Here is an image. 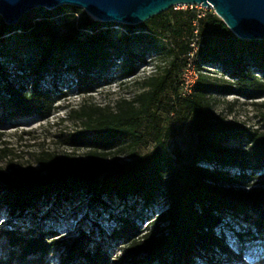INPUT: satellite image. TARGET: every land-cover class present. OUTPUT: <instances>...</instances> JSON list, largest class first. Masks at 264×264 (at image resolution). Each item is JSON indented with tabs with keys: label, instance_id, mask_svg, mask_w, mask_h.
Returning a JSON list of instances; mask_svg holds the SVG:
<instances>
[{
	"label": "trees",
	"instance_id": "1",
	"mask_svg": "<svg viewBox=\"0 0 264 264\" xmlns=\"http://www.w3.org/2000/svg\"><path fill=\"white\" fill-rule=\"evenodd\" d=\"M66 7L77 8L56 9ZM28 14L13 25L0 18V56L14 62L13 79L0 62V106L5 105L0 127L19 117L50 115L57 99L41 85L48 75L72 73L77 90L85 93L97 76L112 69L118 56L123 78L135 73L148 49L158 52L163 64L154 65L141 82L144 89L131 99L119 98L113 106L83 103L71 108L66 117L78 119L81 127L69 132L59 129L57 143L67 146L65 150L33 151L36 167L8 159L7 170L0 167V209H6L9 217L30 211L34 216L39 204L86 200L105 206L107 198L119 202L135 198L146 206L159 202L164 208L139 216L143 228L134 218L120 215L103 235L106 242L94 240L93 229H81L64 241L54 239L53 228L35 223L0 228L11 248L0 264H43L62 244L59 264H198L196 258L212 257L215 251L222 256L220 262L241 260V252L229 249L222 232L218 235L214 229L230 214L251 218L254 231L264 236V111L261 126L250 130L215 116L211 95L259 96L264 41L237 39L212 10L199 16L193 8L170 7L143 23L124 25L128 33L118 42L110 37L113 23L85 16L61 33L49 10L41 16ZM131 38L142 47L136 57L128 50ZM195 38L203 44L193 57L196 68L217 64L230 79L199 72L192 93L181 96V72ZM168 88L174 91L173 108L181 107L180 121L195 136L189 160L178 146L165 151L160 132L151 149L137 153L143 142L138 134L141 121L154 116L151 109ZM9 150L1 147L0 159L11 154ZM122 153L128 158L123 163L118 158ZM235 234L241 236L239 231ZM105 243L116 246L115 252Z\"/></svg>",
	"mask_w": 264,
	"mask_h": 264
},
{
	"label": "rangeland",
	"instance_id": "2",
	"mask_svg": "<svg viewBox=\"0 0 264 264\" xmlns=\"http://www.w3.org/2000/svg\"><path fill=\"white\" fill-rule=\"evenodd\" d=\"M67 6V5H65ZM197 14L203 15L210 8H205L200 5L192 7ZM174 9H189L188 6H174ZM45 8H35L29 11L28 16H41ZM51 18L57 23L59 31L63 33L69 25H77L79 21L87 16L90 20H94V17L88 15L81 7H77L75 10L69 8H63L57 10L56 8L50 9ZM37 19V18H35ZM105 23V22H102ZM109 28L111 30L110 37L115 41H119L124 35L128 33V29L123 24H117L114 22ZM103 26L102 28H105ZM140 28H137L136 32H139ZM11 41V40H10ZM13 41V40H12ZM248 41V40H246ZM264 40H255L253 42H262ZM155 43H159L158 40ZM164 43V42H161ZM11 44V42H10ZM128 50L133 57L140 55L142 51L141 44L130 39ZM8 74L13 79V65L12 60L1 58ZM24 57V55L22 56ZM25 58V57H24ZM165 58V57H164ZM121 56L115 58V64L112 69L103 75L97 76V80L91 85L89 92L80 93L77 90L75 76L67 74V77L59 71L53 76L48 75L42 81L41 85L44 89L51 92L53 99H57L54 102V109L50 115L44 119H40L37 116L31 117H19L6 126L0 127V148L5 147L10 149L6 158L0 159V167L5 168L6 161L12 159L15 165H26L30 163L36 167L34 157L31 153L40 147L44 149H55L62 151L67 146L58 144L57 137L59 129L65 132L73 131L81 127L78 119H68L66 114L71 108H78L83 103H92L95 105H110L113 106L114 102L119 98L131 99L137 93L141 92L144 88L141 84L142 80L153 70L154 65L157 63L163 64V58L158 52H153L151 49L146 52L144 61L137 64V68L134 74L123 78L120 73ZM202 73L207 75L230 79L226 72H224L219 65L208 64L201 70ZM260 75L259 73H257ZM25 80V79H24ZM261 93L257 98H246L236 94H212L211 105L215 116L219 119L226 120L228 122H234L242 127L250 130L259 128L261 126L260 113L264 111V80L261 88ZM172 97H174V91L168 88L162 93L159 98V103L154 105L151 109L154 116H147L142 119L141 126L138 130V134L143 138L142 144L137 148V153L141 154L155 145V134L160 132L161 142L160 146L165 151L170 152L173 147L178 146L180 150L186 156V160L192 156L195 149V136L192 130L187 124L180 121L182 118L181 107L176 106L173 108ZM263 105V106H262ZM5 105L1 104L0 113L3 111ZM156 130V131H155ZM29 131V133H24ZM235 142L229 141L228 145L232 146ZM82 152V151H80ZM121 163L126 162L128 158L124 153L118 156ZM201 165L207 166V163H201ZM234 169L231 168L230 171ZM107 203V204H106ZM105 206H98L97 204H90L86 200H74L69 202L68 200H61L58 205L39 204L35 215L33 212H26L23 216L9 217L6 209H0V228L9 229L12 225H28L35 223L36 225L43 226L45 228H53L57 233L54 239L68 241L72 237L79 234V230L91 231L93 229V239L107 241L103 235L108 234L110 229L117 223V219L120 215H128L130 218L135 219V223L143 228L145 223L140 222V217L143 215H149L151 213L159 212L163 209V205L159 202H154L152 205H144L142 201L135 202V198H131L123 201H118L116 198L113 200L105 201ZM252 218L254 217L251 214ZM27 217V218H26ZM32 217V218H31ZM23 219V220H21ZM23 221V222H21ZM237 231L241 233L239 237L235 234ZM1 232V231H0ZM216 234L222 232L224 241L229 249L234 253L237 252L239 241L243 247H250L251 244H256L259 239L264 240V237H260L252 227V219H245L243 216H232L225 214L224 219L214 229ZM238 238L240 240H238ZM110 252H115L116 246L112 243H105ZM62 246L54 249L45 259L43 264H59V254L62 251ZM252 248V247H251ZM11 248L4 235L0 236V258L6 257ZM216 255L212 257L196 258L198 264H209L218 262V264H259L256 255L253 258L247 256V250L241 252V260L229 263L228 261L220 262L218 259H222L218 251H215ZM119 252H116L118 255ZM72 264H82L80 262H74ZM260 264H264L261 262Z\"/></svg>",
	"mask_w": 264,
	"mask_h": 264
},
{
	"label": "water",
	"instance_id": "3",
	"mask_svg": "<svg viewBox=\"0 0 264 264\" xmlns=\"http://www.w3.org/2000/svg\"><path fill=\"white\" fill-rule=\"evenodd\" d=\"M211 8L240 40H264V0H0V18L7 25L35 8L81 7L99 22L137 25L175 5Z\"/></svg>",
	"mask_w": 264,
	"mask_h": 264
},
{
	"label": "built area",
	"instance_id": "4",
	"mask_svg": "<svg viewBox=\"0 0 264 264\" xmlns=\"http://www.w3.org/2000/svg\"><path fill=\"white\" fill-rule=\"evenodd\" d=\"M175 6H184V7L188 6L189 8H192L193 6H196V5L179 4ZM196 40L197 38L193 39L190 42L191 49L187 52V59H186L185 65L182 68L181 77H180V95L181 96H189L192 93L193 87L198 78L199 72H201V70H198L196 68V65L193 61V57L195 53L197 52L198 48L200 46H203V44Z\"/></svg>",
	"mask_w": 264,
	"mask_h": 264
},
{
	"label": "bare ground",
	"instance_id": "5",
	"mask_svg": "<svg viewBox=\"0 0 264 264\" xmlns=\"http://www.w3.org/2000/svg\"><path fill=\"white\" fill-rule=\"evenodd\" d=\"M260 237H264V236H260ZM238 240H240V239L238 238ZM248 249L255 250L254 253H253V256L257 255L259 257L258 261H256V262L259 263V261H261V259L264 257V240L259 239V241L256 242V244L255 243L251 244L250 247L248 246L246 248L243 247L242 243L239 241V245H238L237 251H240V252H242L243 250H247L248 251ZM250 253H252V251Z\"/></svg>",
	"mask_w": 264,
	"mask_h": 264
}]
</instances>
